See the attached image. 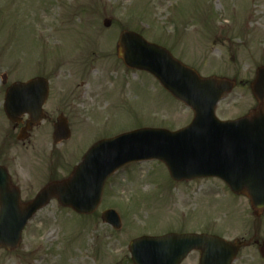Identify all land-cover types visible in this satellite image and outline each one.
Instances as JSON below:
<instances>
[{
  "label": "rangeland",
  "instance_id": "rangeland-1",
  "mask_svg": "<svg viewBox=\"0 0 264 264\" xmlns=\"http://www.w3.org/2000/svg\"><path fill=\"white\" fill-rule=\"evenodd\" d=\"M104 20H110L108 28ZM132 31L166 50L201 78L233 81L216 107L221 121L258 106L250 85L264 66V0H0V165L31 200L52 180L68 177L97 141L140 128L177 131L192 120L150 75L127 69L117 39ZM5 77V84H3ZM49 82L51 118L23 141L6 120L3 94L14 82ZM70 138L52 141L58 117ZM116 211L121 228L101 221ZM205 233L244 243L235 264H264V211L251 208L217 179L173 182L158 161L132 164L111 176L97 210L75 215L55 200L26 225L0 264H131L128 243L140 236ZM192 253L182 264H197Z\"/></svg>",
  "mask_w": 264,
  "mask_h": 264
},
{
  "label": "water",
  "instance_id": "water-1",
  "mask_svg": "<svg viewBox=\"0 0 264 264\" xmlns=\"http://www.w3.org/2000/svg\"><path fill=\"white\" fill-rule=\"evenodd\" d=\"M104 26L109 27L110 21ZM117 51L127 68L150 74L188 107L193 112L191 123L173 133L141 129L102 140L89 149L68 179L48 184L26 204L20 203L19 191L10 186L6 170L0 167V248L17 249L26 223L53 198L79 214L94 212L105 181L132 162L161 161L175 182L218 178L232 193L247 196L258 214L264 211V67L256 69L251 84L258 108L247 117L221 122L215 107L234 88L233 81L201 78L167 50L132 32L120 34ZM46 85L41 78L12 84L3 105L7 120L17 124L26 113L32 126L39 125ZM52 138L55 143L69 138L64 119L57 120ZM102 221L116 230L121 227L113 211L104 212ZM241 246L205 234H167L134 239L128 251L132 264H180L192 251L199 252L198 264H232ZM259 254L264 259V242Z\"/></svg>",
  "mask_w": 264,
  "mask_h": 264
},
{
  "label": "flooded vegetation",
  "instance_id": "flooded-vegetation-1",
  "mask_svg": "<svg viewBox=\"0 0 264 264\" xmlns=\"http://www.w3.org/2000/svg\"><path fill=\"white\" fill-rule=\"evenodd\" d=\"M5 90H6V89H5ZM5 90H4V93H5ZM3 95H4V94H3ZM49 97H50V89H49V92H48V98H47V100H46V102H45V104H44V106H43V117H44L43 122L46 121V119L51 118L52 114H53L54 112H56L55 110L58 111V109H55L54 111H53V110H52V111H47V110L45 109V106H46V104H47V102H48ZM59 117H60V116H59ZM12 126H13L14 129H18V130H19V133L22 132V135H23L24 137H27V136L31 133V131H33L34 129H36V128H32V127H31L30 122H29V118H28L27 115H24V116L21 118V122H20L17 126H14V125H12ZM234 264H235V262H234Z\"/></svg>",
  "mask_w": 264,
  "mask_h": 264
}]
</instances>
